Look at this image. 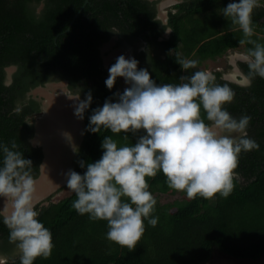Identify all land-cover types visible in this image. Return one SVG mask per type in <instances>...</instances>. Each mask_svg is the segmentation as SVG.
Instances as JSON below:
<instances>
[{
  "label": "trees",
  "instance_id": "trees-1",
  "mask_svg": "<svg viewBox=\"0 0 264 264\" xmlns=\"http://www.w3.org/2000/svg\"><path fill=\"white\" fill-rule=\"evenodd\" d=\"M231 2L239 0H184L175 4L168 19L172 32L161 42L164 57L159 58L154 48L160 46L156 38L162 27L148 0H0V143L10 145L14 140L17 150L32 161L33 177L39 175L43 153L27 141L33 128L27 118L41 112L39 101H43L26 99L25 95L56 77L65 79L67 88L79 93L82 100L89 91L92 96L80 120L77 145L69 152L73 171L83 175L87 164L101 158L105 136L120 140V146L134 145L139 135L145 134L143 130L135 134L87 130L93 110L106 100L118 102L114 94L127 88L122 87L121 77L111 90L105 85L108 69L99 48L112 39L110 28L117 29L121 37H140L147 42L145 50L134 57L139 61L138 70L146 69L157 85L177 84L181 76L202 70L185 72L176 62L177 56L186 59L193 55L200 63L227 50L246 52L252 47L239 43L244 38L242 31L222 15ZM252 19V39L264 44V5L254 10ZM114 45H121L120 41L115 40ZM9 66L15 70L7 85L5 69ZM240 67L248 72L247 63L241 62ZM213 74L218 84L234 90L235 98L225 108L234 118H252L247 133L260 146L240 154L233 192L227 198L217 195L208 200L199 196L189 200L180 192V199L157 201L153 213L159 217L157 225L151 227L145 220L144 236L131 252L106 239V221L93 222L88 214L76 212L73 192L55 202L48 196L47 203L36 204V210L40 222L52 232L54 248L50 258H37L34 264H201L215 250L233 259L257 260L264 254V79L256 77L249 87L221 79L220 72ZM19 100L22 102L17 104ZM2 162L0 151V167ZM148 183L151 193H178L167 186L162 172ZM3 218L0 214V256L5 259L3 264H20V254H14L18 249L9 242Z\"/></svg>",
  "mask_w": 264,
  "mask_h": 264
},
{
  "label": "clouds",
  "instance_id": "clouds-1",
  "mask_svg": "<svg viewBox=\"0 0 264 264\" xmlns=\"http://www.w3.org/2000/svg\"><path fill=\"white\" fill-rule=\"evenodd\" d=\"M259 7L260 0H239L222 10L242 31L239 43L252 45L243 56L248 72L240 81L249 87L256 77L264 79V44L252 39V16ZM187 58L177 56L176 62L185 72L196 69L199 61ZM138 63L120 55L109 67L105 80L109 90L118 77L130 86L114 94L118 102L106 100L93 110L87 130L98 133L103 128L115 134L143 130L145 134L134 145L119 147L105 136L98 161L87 164L83 175L71 169L65 174L67 189L77 197L72 204L76 212L88 214L93 222L106 221V239L129 252L143 238L145 220L151 227L159 220L153 216L157 200L149 191L148 179L162 172L167 186L184 192L189 200L227 198L235 187L240 154L260 147L247 133L252 118L237 119L226 110L235 92L227 84H218L212 72L198 70L181 76L180 83L157 85L146 69L138 70ZM76 100L74 115L82 120L91 92ZM18 147L14 140L10 145L0 143V197L11 204L3 223L9 229V242L19 250L20 264H34L37 258L51 257L54 243L52 232L38 219L32 161ZM79 164L85 167L83 161Z\"/></svg>",
  "mask_w": 264,
  "mask_h": 264
},
{
  "label": "rangeland",
  "instance_id": "rangeland-1",
  "mask_svg": "<svg viewBox=\"0 0 264 264\" xmlns=\"http://www.w3.org/2000/svg\"><path fill=\"white\" fill-rule=\"evenodd\" d=\"M260 5H264L261 0ZM169 9L170 6H163L160 12L164 14ZM114 42L113 40L106 41L99 48L102 60L107 69L115 63L116 58L120 55H124L126 59L134 58L131 47L128 45L126 47L115 46ZM245 53L240 48L227 50L223 55L209 61L206 65L208 67L207 71L221 69L227 73L233 72L230 69L231 66L227 65L229 58L235 57V54L244 56ZM8 71L10 73L11 69H8ZM67 86L68 83L65 79L55 77L54 79L48 80L44 85L31 89L27 94V96L30 98L34 97V99H38L40 96L39 99L43 101L48 112H46L47 116L44 115V118H39V120L36 118L34 138L37 139V142L35 140L32 141L35 146H40L44 151L39 175L35 177V197L37 203L40 201H42V204L47 203L46 198L48 196H50L49 199L51 201L55 202L71 193V190L67 189L66 179L61 183L60 178L65 176L68 170L71 169L69 152L77 145L78 137L81 135V122L74 115V109L79 102L76 98L78 96L79 100H82V98L76 91H70ZM129 86L123 79L122 87ZM142 135L144 134L141 133L139 137ZM133 137L134 135H131V138ZM119 143L120 140L117 142L118 147L120 146ZM42 169H44L43 173L41 172ZM152 195L160 203L170 202L181 197L179 191L175 195L157 192H153ZM0 211L5 215H8L11 211L10 202L2 197H0ZM0 244H2L1 241ZM14 254H19V250L15 251ZM4 261V257L0 256V264H3ZM201 264H264V254L257 260L233 259L215 250L212 257Z\"/></svg>",
  "mask_w": 264,
  "mask_h": 264
},
{
  "label": "flooded vegetation",
  "instance_id": "flooded-vegetation-1",
  "mask_svg": "<svg viewBox=\"0 0 264 264\" xmlns=\"http://www.w3.org/2000/svg\"><path fill=\"white\" fill-rule=\"evenodd\" d=\"M88 1V0H87ZM86 1V2H87ZM149 2H151L152 5H154L155 9H156V18L159 20V26L160 28L162 27V29L160 30V32L158 33L157 35V38L156 40L160 42V46L158 45V47L154 48L155 49V53L159 58H163L164 57V54H163V45L161 44L162 41L166 40L169 38L171 32H172V27L170 25H168L169 21V14L170 12H174L175 9H174V5L177 4V3H180V2H183L184 0H148ZM163 6L167 7V6H170V9L162 14L160 12V9L163 8ZM171 31V32H169ZM112 33V39L113 41L115 40H118L120 41V44L121 45H118L120 47H126L127 45L129 47H131V52L134 53V57L136 54L142 52L145 50V48L147 47V42L145 40H141L140 37L139 38H135L134 39L132 37H121L118 33H117V29L115 28H110V34ZM116 34V35H115ZM135 41H138V45L136 46L134 43H136ZM144 53V52H143ZM223 55V54H222ZM191 56V55H190ZM190 56L188 58H190ZM219 57V56H218ZM187 58V59H188ZM190 59H194V60H197L198 58L197 57H192ZM210 60H213V59H210V58H206L204 59L203 61H201L197 68L198 69H202L204 71H207L208 70V67H206V65L209 63ZM103 62V60H102ZM247 63L244 59H243V55H237L235 54V57H232V58H229V62H228V66H231V70H233V72H224L222 71L221 69H213L212 73L214 72H220V78L223 79V80H226L228 82H232V83H235L237 85H240V86H244L240 83V81L243 79V75L242 74H246L245 71L242 69V67H240V63ZM103 65L105 66L104 62H103ZM237 69V71H235L234 69ZM8 69H11V72L9 73ZM15 70V66H9L8 68L5 69V74H6V77H5V84L7 85H10L11 84V81H12V74ZM210 70V69H209ZM55 77V76H53ZM22 91L24 90L25 91V88L21 89ZM20 90V91H21ZM28 92L26 93L25 97H27L26 99H28L29 96H27ZM31 98H34V97H31ZM40 98V96H39ZM38 98V99H39ZM37 99V98H36ZM22 100H19L17 102V104L21 103ZM40 102V105H41V112H39L38 114H32L30 115L27 119H28V123H30L31 125L33 124V128H32V134L27 136V141L28 143L32 146V147H37L35 146L32 141L33 140H37L34 138V132H35V126H36V118L39 120V118H44V115L47 116L46 112H47V109L45 108L43 102L39 101ZM48 113V112H47ZM38 115V116H37ZM40 116H43V117H40ZM45 116V117H46ZM37 142V141H36ZM40 147V146H39ZM43 149H42V153H43ZM41 164V163H40ZM39 171H40V167H39ZM0 214L5 217L6 215L3 214V212L0 211Z\"/></svg>",
  "mask_w": 264,
  "mask_h": 264
},
{
  "label": "water",
  "instance_id": "water-1",
  "mask_svg": "<svg viewBox=\"0 0 264 264\" xmlns=\"http://www.w3.org/2000/svg\"><path fill=\"white\" fill-rule=\"evenodd\" d=\"M85 1H87V0H85ZM234 70L237 71L236 68H235ZM45 166H46V165H45ZM46 167H47V166H46ZM43 171H44V169H42L41 172L43 173ZM65 179H66V175H65V176H62V177L60 178V182L63 183V181H64ZM35 199H36V197H35ZM36 203H37V201H36Z\"/></svg>",
  "mask_w": 264,
  "mask_h": 264
}]
</instances>
